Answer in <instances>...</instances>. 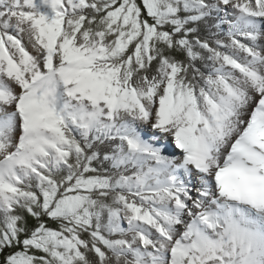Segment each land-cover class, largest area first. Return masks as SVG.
<instances>
[{
    "label": "snow or ice",
    "instance_id": "obj_1",
    "mask_svg": "<svg viewBox=\"0 0 264 264\" xmlns=\"http://www.w3.org/2000/svg\"><path fill=\"white\" fill-rule=\"evenodd\" d=\"M0 264H264V0H0Z\"/></svg>",
    "mask_w": 264,
    "mask_h": 264
}]
</instances>
